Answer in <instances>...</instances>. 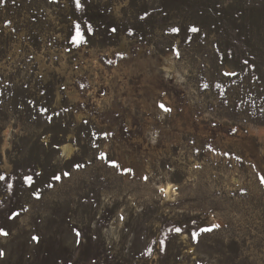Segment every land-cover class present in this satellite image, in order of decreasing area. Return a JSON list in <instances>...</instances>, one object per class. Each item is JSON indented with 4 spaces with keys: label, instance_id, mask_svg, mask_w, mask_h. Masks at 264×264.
<instances>
[{
    "label": "rangeland",
    "instance_id": "rangeland-1",
    "mask_svg": "<svg viewBox=\"0 0 264 264\" xmlns=\"http://www.w3.org/2000/svg\"><path fill=\"white\" fill-rule=\"evenodd\" d=\"M0 176V264H264V0H0Z\"/></svg>",
    "mask_w": 264,
    "mask_h": 264
},
{
    "label": "trees",
    "instance_id": "trees-1",
    "mask_svg": "<svg viewBox=\"0 0 264 264\" xmlns=\"http://www.w3.org/2000/svg\"><path fill=\"white\" fill-rule=\"evenodd\" d=\"M83 10L81 9L79 12H77L76 14V20L72 23V28L71 30H73L70 33V42L73 44V46H80L84 43H86V30H84L85 28V20H86V16L83 15ZM79 15V16H77ZM88 22V21H87ZM77 26H79V31L81 32L82 36H83V41L82 42H75L74 41V37L76 36L77 33Z\"/></svg>",
    "mask_w": 264,
    "mask_h": 264
},
{
    "label": "snow or ice",
    "instance_id": "snow-or-ice-1",
    "mask_svg": "<svg viewBox=\"0 0 264 264\" xmlns=\"http://www.w3.org/2000/svg\"><path fill=\"white\" fill-rule=\"evenodd\" d=\"M113 31H115V29H113ZM172 31L173 32H178L179 29L173 28ZM192 31H197V29L196 28H193ZM74 41L77 42V43L83 41V36H82L81 32L79 31V26H77V33H76V36L74 37ZM160 106H161V108H164L165 111H170V109L165 108V106L163 104H161ZM77 167H79V165H77ZM65 175H68V173H65ZM59 178L60 177H56V179H59ZM3 179H4V177L3 176H0V180H3ZM26 180H28L29 182H31L32 178L31 177H26ZM161 191H163V189H161ZM14 215H16V214H14ZM207 230H211V229H207ZM175 231L176 232H180L181 229L180 228H177V229H175ZM0 234L7 235V233L4 232L3 229H0ZM193 235L195 236L197 234L194 233ZM77 236H79V233L78 232H77ZM33 239H38V238L37 237H33ZM0 255H3V253L0 252Z\"/></svg>",
    "mask_w": 264,
    "mask_h": 264
},
{
    "label": "bare ground",
    "instance_id": "bare-ground-1",
    "mask_svg": "<svg viewBox=\"0 0 264 264\" xmlns=\"http://www.w3.org/2000/svg\"><path fill=\"white\" fill-rule=\"evenodd\" d=\"M62 151L66 154H69L71 152L70 148L67 145L62 146Z\"/></svg>",
    "mask_w": 264,
    "mask_h": 264
}]
</instances>
